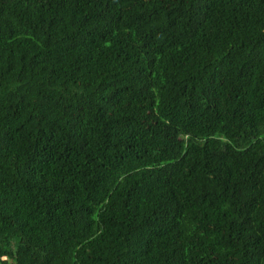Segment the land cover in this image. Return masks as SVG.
<instances>
[{
	"label": "trees",
	"instance_id": "16d2710c",
	"mask_svg": "<svg viewBox=\"0 0 264 264\" xmlns=\"http://www.w3.org/2000/svg\"><path fill=\"white\" fill-rule=\"evenodd\" d=\"M0 264H264V0H0Z\"/></svg>",
	"mask_w": 264,
	"mask_h": 264
}]
</instances>
